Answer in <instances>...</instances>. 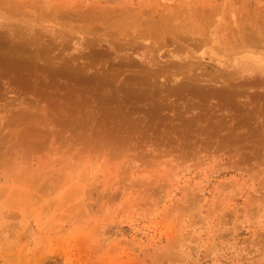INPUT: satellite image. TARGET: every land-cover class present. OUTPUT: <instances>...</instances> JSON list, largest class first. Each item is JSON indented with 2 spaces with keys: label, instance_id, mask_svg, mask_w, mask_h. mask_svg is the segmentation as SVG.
<instances>
[{
  "label": "rangeland",
  "instance_id": "obj_1",
  "mask_svg": "<svg viewBox=\"0 0 264 264\" xmlns=\"http://www.w3.org/2000/svg\"><path fill=\"white\" fill-rule=\"evenodd\" d=\"M98 2L0 0V264H264V0L183 47Z\"/></svg>",
  "mask_w": 264,
  "mask_h": 264
},
{
  "label": "bare ground",
  "instance_id": "obj_2",
  "mask_svg": "<svg viewBox=\"0 0 264 264\" xmlns=\"http://www.w3.org/2000/svg\"><path fill=\"white\" fill-rule=\"evenodd\" d=\"M97 1H99L98 3H101L102 1L105 2L106 6L108 7L107 11H109L110 15L113 16V21L116 22V19H119L123 15L125 16V18H128V23H124V25L135 28L132 32L136 37L138 36V34H141L142 37H144L146 33L148 35H159L163 37V39H165V37L169 35L174 40H177L179 45L183 47V42H188L189 40H191L192 43H196L198 45L201 44L202 40L198 39V37H195V35H204L203 32L209 31L210 27L213 25H211L212 22H208L205 20L213 18L211 13L220 11L222 13H225L226 9L228 10L227 12L232 15L235 12L233 7H235V2L237 0H225L223 2V5H226L225 2H229V7L226 8L224 6L222 8L219 7V2L218 4H216L212 0H206L208 3H203L205 4L203 5V9H193L194 7L191 6L189 0H186L185 3L183 2V0H163L165 3L161 2L160 0ZM112 1L114 4L112 3ZM123 2L128 3V5L123 6V8L116 7V5H121ZM247 2L248 0H241V7H239V13H241L243 17L248 14L245 11V5L247 4ZM154 3L157 5H154ZM158 5L162 6L163 8L160 9ZM94 6L95 5H93L89 10L86 11L85 16L87 18L95 17L96 11L94 9ZM259 14H261V12ZM218 16L220 17V15ZM218 16H215L217 20L219 19ZM261 16L262 17L259 23H250V29L247 27L246 22H244L242 25L237 24V26L241 27L238 30L241 32L238 37L240 42L244 44V46L248 45L249 42L251 44L252 42H257L261 39L262 40L260 42H264V14H262ZM95 19L97 18L95 17ZM141 19H146L145 24H141L140 22L136 23ZM221 19L222 18L220 17V21ZM221 24L223 23H217L214 29L216 27L218 28ZM219 30L224 31V33H228L230 31L228 25H222ZM250 47H252V45ZM211 52H213V50H211Z\"/></svg>",
  "mask_w": 264,
  "mask_h": 264
}]
</instances>
